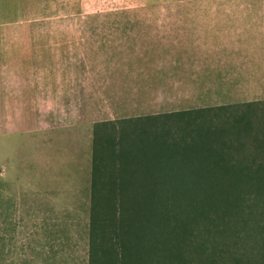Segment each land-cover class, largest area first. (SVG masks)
Masks as SVG:
<instances>
[{
	"label": "rangeland",
	"instance_id": "rangeland-1",
	"mask_svg": "<svg viewBox=\"0 0 264 264\" xmlns=\"http://www.w3.org/2000/svg\"><path fill=\"white\" fill-rule=\"evenodd\" d=\"M262 8L264 0H75L76 103L81 92L92 100L76 107V121L96 122V137L91 151L83 138L76 144L74 188L51 201L26 193L19 220L0 180V264H178L174 238L186 264H264ZM197 109L209 111L181 115ZM211 128L221 129L211 147L226 154V168L211 169L229 179L221 193L186 176L204 161L188 144ZM35 147L26 136L18 158L32 186ZM171 187L175 202H154L155 189ZM148 208L158 216L151 231L135 219ZM134 222L140 239L123 251L121 230Z\"/></svg>",
	"mask_w": 264,
	"mask_h": 264
},
{
	"label": "crops",
	"instance_id": "crops-1",
	"mask_svg": "<svg viewBox=\"0 0 264 264\" xmlns=\"http://www.w3.org/2000/svg\"><path fill=\"white\" fill-rule=\"evenodd\" d=\"M74 16L75 0H0V180L11 188L3 192L15 200L18 220L26 193L51 201L74 188L76 144L83 138L91 151L96 137V122L76 121L88 91L76 103ZM26 136L36 146L33 186L18 159Z\"/></svg>",
	"mask_w": 264,
	"mask_h": 264
},
{
	"label": "trees",
	"instance_id": "trees-1",
	"mask_svg": "<svg viewBox=\"0 0 264 264\" xmlns=\"http://www.w3.org/2000/svg\"><path fill=\"white\" fill-rule=\"evenodd\" d=\"M204 111H209V110H190L187 112H181V115L184 114H188L190 112L193 113H199V112H204ZM217 133H221V129H216V128H211L208 130H200V132H197V134H195V139L192 142V144H188L187 146V152H192L195 156L196 153H201L202 154V160L199 163L200 169L196 170V169H191L192 173L186 174V176L189 178L194 179V181L192 182V184L195 186L196 189L200 190L203 193H206L208 191H211L212 193H216V192H223V190H225L226 188H229L230 184H229V179L226 178V173H223L221 175H217L216 172H214L211 169L214 168H220L221 166L225 167V159L224 157H226L225 152L222 151L221 149H219L218 151L214 148L211 147V144H213V138ZM171 152L177 153V151L173 150L172 148H170ZM186 152V153H187ZM217 153V154H216ZM126 154V153H123ZM216 154V155H215ZM175 154L173 153H168L165 155L164 158L166 159H171L172 158L170 156H174ZM168 156V157H167ZM190 165H194L193 163H190ZM175 175V174H174ZM158 181H163L165 179V177H163L162 175L158 176ZM149 191V190H146ZM189 191V190H188ZM188 191L184 192V197L188 195ZM170 192H172V196H170ZM180 193L176 188L171 187L167 194H163L162 192H160L158 189H155L153 191V199L154 202H161L163 200L167 201V202H175V196ZM148 195V194H147ZM146 195V196H147ZM141 197H143V193L140 194ZM145 201V198H143ZM189 202L192 204H200L203 206V208H207L209 206H214L213 202H211V199H195V197L189 198ZM223 204V203H222ZM221 204V205H222ZM221 205H219L218 208L221 207ZM228 210V208L226 209V211ZM135 219L136 220H140L143 221L145 219L146 225L149 227V230L151 231V221H152V217L158 219L157 215H154V211L152 210V208H148L147 214L144 213V215L142 213L137 214V212H135ZM151 216H150V215ZM172 214H169L166 219V222L171 218ZM166 218V217H165ZM164 219V218H162ZM174 220H178V217L175 216ZM187 223V222H186ZM183 225L181 223V227L182 228ZM174 229H178V226H173ZM123 236H121L120 238V246L122 247L123 251L128 250L129 247H134L136 245V243L139 241L140 239V235L142 232V228L140 226H137L134 223H131L127 226L126 228V232L125 230H121ZM175 233V232H174ZM122 239V240H121ZM184 239V235H181V240ZM177 241V242H176ZM174 242H176L174 245V251H172V259L175 261L176 259L178 260V264H186V260H184V256L182 253H179L180 249L177 248V246H179L181 244L180 239L178 238H174ZM176 246V247H175ZM139 260L141 261V263H145V260L142 258H139Z\"/></svg>",
	"mask_w": 264,
	"mask_h": 264
}]
</instances>
